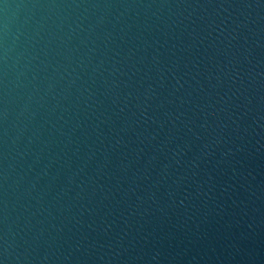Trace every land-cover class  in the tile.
<instances>
[{
    "label": "water",
    "instance_id": "95a60500",
    "mask_svg": "<svg viewBox=\"0 0 264 264\" xmlns=\"http://www.w3.org/2000/svg\"><path fill=\"white\" fill-rule=\"evenodd\" d=\"M0 264H264V0H0Z\"/></svg>",
    "mask_w": 264,
    "mask_h": 264
}]
</instances>
